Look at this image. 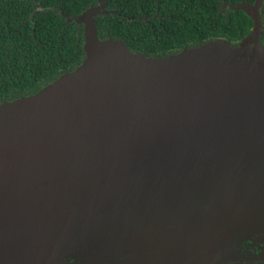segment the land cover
<instances>
[{
	"label": "water",
	"instance_id": "water-1",
	"mask_svg": "<svg viewBox=\"0 0 264 264\" xmlns=\"http://www.w3.org/2000/svg\"><path fill=\"white\" fill-rule=\"evenodd\" d=\"M261 1L228 7L252 22L236 47L158 58L96 39L103 0L60 13L82 62L0 104V264H264L239 245L264 240Z\"/></svg>",
	"mask_w": 264,
	"mask_h": 264
},
{
	"label": "trees",
	"instance_id": "trees-1",
	"mask_svg": "<svg viewBox=\"0 0 264 264\" xmlns=\"http://www.w3.org/2000/svg\"><path fill=\"white\" fill-rule=\"evenodd\" d=\"M254 0H103L92 20L96 39H114L146 58L166 57L208 43L236 47L252 22L239 3ZM98 0H0V104L35 94L82 62L76 17ZM264 26V0L258 12ZM264 48V30L257 38Z\"/></svg>",
	"mask_w": 264,
	"mask_h": 264
},
{
	"label": "rangeland",
	"instance_id": "rangeland-1",
	"mask_svg": "<svg viewBox=\"0 0 264 264\" xmlns=\"http://www.w3.org/2000/svg\"><path fill=\"white\" fill-rule=\"evenodd\" d=\"M228 96H230L231 97V93L229 92V91H224L223 92V98L224 99H227L228 98ZM214 102H215V104H217V105H222L223 107H225V105L227 106V104L226 103H218L219 102V100L217 99V98H214ZM240 215H242L241 213H239L238 214V217L240 216ZM250 214H248L247 216H249ZM263 215V219H261V220H258L257 222H256V224L253 226V228H252V230H255V229H257V227H259V226H261L263 223H264V213L262 214ZM261 215V216H262ZM246 217V216H245ZM241 218H243V216H241ZM184 220V222H186V223H188V225H191V223H193V221H195L197 218H181V217H179V220ZM239 219V218H238ZM237 218L233 221V222H236L237 224H238V226L240 227V226H242V227H245L246 226V224L247 223H249V222H247L249 219H248V217H246V219L244 220V222H243V224H240L239 225V220H238ZM187 225V224H186ZM251 225H249V227H250ZM187 227V226H186ZM241 228V227H240ZM240 228H238V229H240ZM45 245V243L43 242V246Z\"/></svg>",
	"mask_w": 264,
	"mask_h": 264
},
{
	"label": "flooded vegetation",
	"instance_id": "flooded-vegetation-1",
	"mask_svg": "<svg viewBox=\"0 0 264 264\" xmlns=\"http://www.w3.org/2000/svg\"><path fill=\"white\" fill-rule=\"evenodd\" d=\"M255 224H252L250 228H252ZM233 226H231L232 228ZM255 234L254 235H247L246 237H243V239L241 240V243L239 245H246L248 248V250H251L253 253L255 254H259L261 249L262 251L264 250V240L263 238H260L261 240L259 241H254V244H258V245H255L256 247H250L249 245L251 244V242L253 241V238H254ZM62 255V254H61ZM264 258V257H262ZM62 263H64V261H60ZM49 264V263H47Z\"/></svg>",
	"mask_w": 264,
	"mask_h": 264
}]
</instances>
